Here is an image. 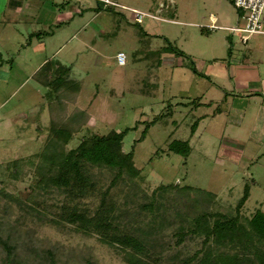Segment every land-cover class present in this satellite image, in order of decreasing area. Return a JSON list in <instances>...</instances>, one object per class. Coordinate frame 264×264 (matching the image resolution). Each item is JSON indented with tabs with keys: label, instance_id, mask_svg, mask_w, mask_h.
<instances>
[{
	"label": "rangeland",
	"instance_id": "1",
	"mask_svg": "<svg viewBox=\"0 0 264 264\" xmlns=\"http://www.w3.org/2000/svg\"><path fill=\"white\" fill-rule=\"evenodd\" d=\"M111 1L0 0V264L3 240L34 264L47 249L57 264H128L96 234L59 222L61 205L73 200L47 179L55 170L43 157L111 130L128 129L122 150H133L140 169L110 189L116 220L147 232L160 264H178L200 249L203 235L176 244L174 232L203 211L234 214L245 186L240 215L264 212V137L254 129L264 96L258 103L241 90L249 98L239 102L228 72H209L247 54L228 29L239 24L231 0ZM213 17L221 28L202 27ZM261 37H250L249 46ZM58 65L75 89L46 83ZM62 128L70 137L58 142L54 132ZM173 139L189 140L187 157L167 149ZM88 167L105 189L112 171ZM161 184L168 186L156 190ZM154 190L153 210L143 209ZM77 202L92 210L100 201L87 195Z\"/></svg>",
	"mask_w": 264,
	"mask_h": 264
},
{
	"label": "trees",
	"instance_id": "2",
	"mask_svg": "<svg viewBox=\"0 0 264 264\" xmlns=\"http://www.w3.org/2000/svg\"><path fill=\"white\" fill-rule=\"evenodd\" d=\"M36 35V33L30 34V36ZM172 49L182 55L181 50L175 47ZM43 68L40 67L38 72ZM60 68L61 65H58L51 71V79L46 83L54 91L61 86L75 89L77 84L66 80V75H60L58 71ZM158 117L160 115L156 118ZM148 126L147 123L138 141L145 137ZM196 126L197 122H194L192 132ZM127 130L120 132L111 130L106 134L92 135L65 153L55 152L52 148L50 155H43L50 164L49 169L55 170L47 179L58 188H63L67 196L73 200V203L61 205L59 222H67L73 225L76 231L84 234H96L100 242L118 249L128 264H160L162 253L153 252V245L146 237L147 232L141 230L135 232L119 224L114 214V204L109 199L110 189L118 179L123 176L134 179L140 175V169L134 163L133 150L129 152L122 150V142ZM54 133L58 142H65L70 137L69 131L65 128L57 129ZM167 149L184 157H187L191 151L189 140L179 139L169 141ZM88 165L106 167L112 171L111 182L105 189L97 188ZM167 186L161 184L156 190H165ZM156 190L151 194L150 201L142 205L143 209L153 210ZM87 195L99 197L100 202L92 210L80 206L77 202ZM248 195L249 189L245 186L243 195L235 206L234 214L203 211L192 218L187 228L179 226L174 232L176 244H181L188 234L203 235V238L200 249L190 256L179 258L178 264H264V212L257 209L250 217H243L239 212ZM2 243L7 251L4 264H34L27 262L13 251L16 249L15 245H9L8 241L4 240ZM45 253L47 256L41 258L48 263L40 260L39 264H57L51 250L47 249Z\"/></svg>",
	"mask_w": 264,
	"mask_h": 264
},
{
	"label": "crops",
	"instance_id": "3",
	"mask_svg": "<svg viewBox=\"0 0 264 264\" xmlns=\"http://www.w3.org/2000/svg\"><path fill=\"white\" fill-rule=\"evenodd\" d=\"M258 35L263 36L264 34ZM245 49L247 54L243 56L242 60H235L228 64L218 63L215 66L216 69H209V72L211 71L221 78H226L229 75L233 80L234 91L237 93L236 97L239 98V102L249 98L247 95L239 94L243 90L247 93L251 92L252 99L256 98L259 103L264 96V37L255 39L250 46L248 40L245 43ZM257 109L254 129H256V138H259L264 137V98Z\"/></svg>",
	"mask_w": 264,
	"mask_h": 264
},
{
	"label": "built area",
	"instance_id": "4",
	"mask_svg": "<svg viewBox=\"0 0 264 264\" xmlns=\"http://www.w3.org/2000/svg\"><path fill=\"white\" fill-rule=\"evenodd\" d=\"M104 3L115 4L111 0H95ZM233 6L238 11V25L230 26L228 29L237 36L243 43L255 34H264V0H231ZM210 24L203 25L204 28H221L215 24V18H211ZM118 64L125 62V54L118 52L116 54Z\"/></svg>",
	"mask_w": 264,
	"mask_h": 264
}]
</instances>
